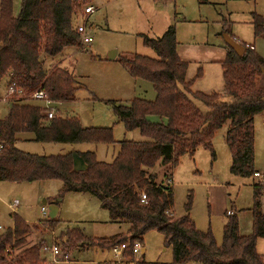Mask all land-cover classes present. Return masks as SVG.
Instances as JSON below:
<instances>
[{"label": "trees", "instance_id": "trees-1", "mask_svg": "<svg viewBox=\"0 0 264 264\" xmlns=\"http://www.w3.org/2000/svg\"><path fill=\"white\" fill-rule=\"evenodd\" d=\"M88 0H21L16 16L11 14V0H0V78L6 85L25 92L42 89L53 101H69L75 91L74 77L66 69L53 66L45 72L41 59L59 55L69 46H78L75 15ZM255 35L264 34V18L251 14ZM143 45L155 58L133 55L121 57L120 63L132 78L147 80L155 92L153 100L133 98L126 105L114 104L113 112L124 130L137 129L146 138L123 140L110 162L97 161L92 151H75L86 165L84 171L71 167L70 152L35 155L19 151L15 135L30 132L39 142L112 143L110 128L81 127L76 118L46 119L44 110L32 101L13 100L0 119V181L31 182L59 180L62 191L86 192L97 198L112 223H124L126 235L96 239L98 247L110 248L126 243L122 255H132L133 242L141 243L150 230L160 232L170 246L172 263L193 261L199 264H264V256L255 250L257 238H264V213L260 208V188L253 185L252 229L248 235L238 232L237 217L225 213L220 244L209 231L194 228L187 215H171L169 173L155 182L154 168L170 167L182 153L192 154L196 146L214 152L210 140L224 122L226 146L230 152L229 172L248 177L257 170L253 165V116L264 110V86L255 84V75H264V62L251 46L240 55L226 46L220 62L224 95L191 92L184 81L186 62L176 54L174 28L168 25L158 37L143 35ZM192 100L201 102L200 112ZM155 116L156 120H150ZM166 177V181L163 179ZM140 192L145 201H140ZM56 206L58 202L53 199ZM188 203L184 206L187 211ZM54 219L46 224L51 227ZM11 227L0 233V264H36L38 252L31 246L13 260L6 261V245L28 232L29 225L15 212ZM73 237L67 234V239Z\"/></svg>", "mask_w": 264, "mask_h": 264}, {"label": "rangeland", "instance_id": "rangeland-1", "mask_svg": "<svg viewBox=\"0 0 264 264\" xmlns=\"http://www.w3.org/2000/svg\"><path fill=\"white\" fill-rule=\"evenodd\" d=\"M21 0H11V14L16 16ZM90 5L93 11L83 15V8ZM251 14L264 18V0H88L76 11L74 24H84L91 42L80 48L69 46L59 55L44 58L45 72L53 66L66 69L74 77L73 99L56 103L60 117L76 118L81 127L110 128L113 142L58 143L39 142L30 132L15 135V147L24 153L55 155L70 152L92 151L97 161L110 162L123 140H146L137 129L124 130L113 112V105H126L133 98L153 100L155 92L149 81L132 78L121 65L120 58L133 55L155 58V52L143 45L142 36L158 37L168 25L174 28L179 58L186 62L184 81L191 92L203 95L215 93L224 100L220 59L227 49L224 36H229L246 49L251 46L254 54L264 62V34L255 35ZM115 56L107 60V53ZM255 84L264 86V75L256 74ZM6 77L0 78V119L11 105L3 101ZM200 112L206 107L192 100ZM42 110V103L32 101ZM150 120H156L151 116ZM227 122L217 128L210 144L214 152L196 146L192 154L182 153L170 167L154 168L155 182L162 181V174L169 173L174 217L187 215L198 231H209L216 244H220L225 213L237 217L238 232L248 235L252 229L251 208L253 185L260 188V208L264 213V110L253 116V165L258 176L243 177L229 172L230 152L224 140ZM166 181V177L163 178ZM142 192H140L141 194ZM59 199L54 218L43 215L40 207ZM44 199L45 204L40 205ZM16 202L14 210L9 204ZM188 203L187 211L184 206ZM15 212L29 225L28 232L6 245V261L35 246L36 264H171L170 246L163 235L147 231L140 243L139 254L122 255L116 261L109 248L95 246L96 239L117 234L126 235L124 223H112L96 197L86 192L62 191L59 180L31 182L0 181V233L11 227ZM54 219L51 227L46 224ZM73 237L67 239V234ZM55 244L60 253L58 261H51V254L42 246ZM256 253L264 256V238L255 241ZM61 254H66L63 258ZM10 260V261H11ZM177 264H199L185 261Z\"/></svg>", "mask_w": 264, "mask_h": 264}, {"label": "built area", "instance_id": "built-area-1", "mask_svg": "<svg viewBox=\"0 0 264 264\" xmlns=\"http://www.w3.org/2000/svg\"><path fill=\"white\" fill-rule=\"evenodd\" d=\"M93 11L92 7L90 5H87L83 8L82 14L88 15ZM75 32L78 35V47L83 48L87 44L91 42L90 36L86 33L85 25L82 24H77L75 26ZM251 48V47H250ZM3 101H8L11 102L13 100H23V101H36L39 103H42L45 106L44 113L46 119L52 118L55 115L59 114V111L57 110V107L55 106L56 103H59V101H53L50 100L44 90L42 89H37L29 92H25L21 88H15L12 85H6L5 90H4V95L2 97ZM2 149V143L0 142V151ZM253 176H258V172H254L252 174ZM140 201L144 202L145 201V195L143 193L140 194ZM16 205V202H13L12 204H9V207L11 210H14V207ZM46 209L44 206L40 207V213L45 214ZM140 243L135 241L133 242L131 246V252L133 254H139L141 247ZM126 247V243H120V244H115L109 248L112 257L116 260L119 261L122 257V251ZM44 252H49L51 254V261L50 262H55L58 261L55 259V256H57L60 251L57 248L55 244H52L51 246H42L41 247ZM63 258H66V254H61Z\"/></svg>", "mask_w": 264, "mask_h": 264}, {"label": "water", "instance_id": "water-1", "mask_svg": "<svg viewBox=\"0 0 264 264\" xmlns=\"http://www.w3.org/2000/svg\"><path fill=\"white\" fill-rule=\"evenodd\" d=\"M224 43L227 47H229L235 54L240 55L243 52V47L241 44L237 43L235 40H233L229 36H224ZM116 51L111 50L107 53V60H111L114 58ZM70 156H71V167L74 171H84L86 169V165L83 162L82 158L75 152L74 149L70 150ZM55 201L59 202L60 200L57 198ZM45 200L42 199L40 201V205H44ZM47 210V216L49 218H54L57 212V206L54 203H49L46 206ZM143 250L141 249L140 252Z\"/></svg>", "mask_w": 264, "mask_h": 264}, {"label": "crops", "instance_id": "crops-1", "mask_svg": "<svg viewBox=\"0 0 264 264\" xmlns=\"http://www.w3.org/2000/svg\"><path fill=\"white\" fill-rule=\"evenodd\" d=\"M176 54H177V56H179V54H178V50H177V46H176ZM225 54H226V50L224 51V54H223V57H222V59H220V62L224 59V57H225ZM7 80V79H6ZM74 149V148H73ZM75 150V149H74ZM76 151V150H75ZM57 209H58V205H57ZM264 211V210H263ZM58 212V211H57ZM57 212H56V214H57ZM26 222V221H25ZM142 250H143V248H141Z\"/></svg>", "mask_w": 264, "mask_h": 264}]
</instances>
